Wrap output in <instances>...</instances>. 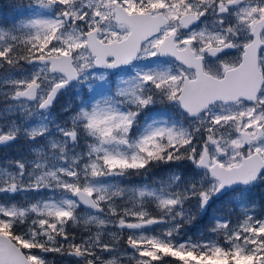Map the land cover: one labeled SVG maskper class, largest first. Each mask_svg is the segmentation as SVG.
Segmentation results:
<instances>
[{
  "label": "snow or ice",
  "instance_id": "obj_1",
  "mask_svg": "<svg viewBox=\"0 0 264 264\" xmlns=\"http://www.w3.org/2000/svg\"><path fill=\"white\" fill-rule=\"evenodd\" d=\"M0 68V147L24 146L0 163V264H264V0H32L0 27ZM174 161L190 176L116 179ZM198 216L212 238L184 233Z\"/></svg>",
  "mask_w": 264,
  "mask_h": 264
},
{
  "label": "rangeland",
  "instance_id": "obj_2",
  "mask_svg": "<svg viewBox=\"0 0 264 264\" xmlns=\"http://www.w3.org/2000/svg\"><path fill=\"white\" fill-rule=\"evenodd\" d=\"M2 1L6 5L5 9L8 10V14L5 16L2 15L3 9H1L0 10V19L2 22L3 21L7 22L6 26H10L13 18H15L19 12H21L24 8H26L32 2V0H0V6L3 5ZM0 27H4V26L0 24ZM30 67H31L30 65L25 64L23 66L22 70L28 71L30 69ZM3 71L4 70H0V73H3ZM80 92H81V88H77V89H70L64 94L63 101L60 102L61 103V105H60L61 110L60 111L63 115L66 114V111H65L66 108H69V109L75 108V106L80 102L81 96L77 95V93H80ZM54 115L57 116L55 111H54ZM16 147H14V148H16ZM17 156L18 155H16V157ZM10 159L11 158H7V160H10ZM7 160L2 161V162L0 161V163H4ZM160 172H162V170ZM148 173L151 174V172H148ZM148 173L146 175H148ZM159 173H155V174L152 173L153 175H151V177L149 178V181H148V177H145V183L144 184L138 182L137 184L134 183L132 185H128L123 180H117V181L119 183H121V186H124V187L131 189L134 187L138 188V187L144 186L145 184H150L153 181H159L160 178H162V177L166 178L167 176L173 174L172 170H170L167 173H161V174H159ZM255 192H257V193H255ZM16 195H17V200H15L13 202L17 203V204L27 203L28 201L32 200L34 197V194H29V193H18ZM253 195L255 198V203L252 205V211L255 213V218H264L261 216V213L264 212V209L261 208V201H264V185L259 186L258 189H256V191H254ZM39 198L43 199L44 196L41 195ZM5 199L6 198L3 196V194H0V202H3ZM150 208L153 212L156 211L154 205H151ZM78 211H80V210H78ZM243 212H244V209L237 210V215L230 217V219L233 222H236V220L238 218L243 219ZM211 214L223 215L222 213H216L215 208H213ZM113 219H115V218L113 217ZM208 224H209V222L207 219L201 221L200 217L198 216L196 223H194V225H192L190 227L186 226L183 231H184V233L187 234V236H191L193 239H209V238H212V236L214 234H212L208 231ZM74 227H76V226H74ZM79 227H81V226H79ZM153 227H158V226H153ZM127 231L128 230H126V229L120 230V229L114 227L113 225H108V228L106 230V234L104 236V240L106 242H111L112 237H113V233H117L119 235V242L117 244V249L121 251L122 256H125V259H127V256L125 255V251L128 254L131 253V249H129L127 244L125 243ZM71 233H77V234H75V236L77 237V240H76L77 242H79L82 237L87 238V236H88V233L83 231L82 227L78 232L72 231ZM216 238H217V240H219L220 243H222V244L224 243L222 238H220V237H216ZM32 251H36L38 254L44 255L48 261V264H70V261L73 260L72 257L63 256L60 253H39V250H32ZM102 255L107 256L108 254L102 253Z\"/></svg>",
  "mask_w": 264,
  "mask_h": 264
},
{
  "label": "trees",
  "instance_id": "obj_3",
  "mask_svg": "<svg viewBox=\"0 0 264 264\" xmlns=\"http://www.w3.org/2000/svg\"><path fill=\"white\" fill-rule=\"evenodd\" d=\"M72 109H74V108H72ZM56 114H57L58 117L59 116H67V113L65 115H63L61 113V111H59V110L56 111ZM62 123H63V121H62ZM0 153H1V151H0ZM7 158H11V159L16 158V151L15 150H11L8 153H3L2 152V154L0 155V161L1 162L5 161V160H7ZM184 167H187V168L190 167V169H191L192 166L190 165V162H188V161H174V162H170L168 164L161 163L157 167L151 168V171H149V172H151V175H153L152 173L155 174V173L160 172L161 170L162 171H166V170L171 169V170L180 171V172H182L183 175H188V173H186L188 171H186ZM189 172H191V170ZM148 175H150V174L148 173ZM145 176L146 175L141 176L139 174L126 175L125 178H122L120 180H123L126 184L132 185L134 183L137 184L138 182H142L144 180ZM80 229H81V227L76 226V227H72V228L70 227L68 230L71 233L72 231L78 232ZM72 234L75 235L77 233H72ZM76 240H77V237H76Z\"/></svg>",
  "mask_w": 264,
  "mask_h": 264
},
{
  "label": "flooded vegetation",
  "instance_id": "obj_4",
  "mask_svg": "<svg viewBox=\"0 0 264 264\" xmlns=\"http://www.w3.org/2000/svg\"><path fill=\"white\" fill-rule=\"evenodd\" d=\"M63 96H64V95H62L61 97H59V98L57 99V101L59 100V102H62V101H63V98H64ZM17 148H18L19 150L24 151V146H23L22 143H21V144H18Z\"/></svg>",
  "mask_w": 264,
  "mask_h": 264
}]
</instances>
